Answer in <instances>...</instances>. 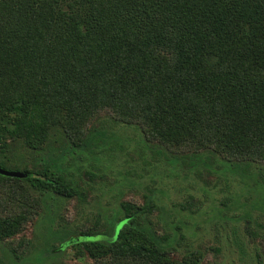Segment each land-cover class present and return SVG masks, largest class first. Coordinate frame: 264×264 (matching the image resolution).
I'll return each mask as SVG.
<instances>
[{
  "label": "trees",
  "instance_id": "trees-1",
  "mask_svg": "<svg viewBox=\"0 0 264 264\" xmlns=\"http://www.w3.org/2000/svg\"><path fill=\"white\" fill-rule=\"evenodd\" d=\"M102 121L135 127L168 160L264 180V0H0V168L24 174H0L24 200L0 215V244L16 260L43 198L75 196L58 165L94 150ZM157 208L122 203L112 226L67 245L95 264H202L147 226Z\"/></svg>",
  "mask_w": 264,
  "mask_h": 264
},
{
  "label": "rangeland",
  "instance_id": "rangeland-1",
  "mask_svg": "<svg viewBox=\"0 0 264 264\" xmlns=\"http://www.w3.org/2000/svg\"><path fill=\"white\" fill-rule=\"evenodd\" d=\"M96 131L101 136L94 150L58 165L75 183V196H45L38 215L14 239L30 242L26 256L16 260L3 243L0 264H95L81 241L74 246L67 240L87 229L105 231L122 203L142 205L149 198L158 210L145 223L179 257L197 251L202 264H264V180L256 170L243 174L221 161L207 167L168 160L135 127L102 121ZM17 149L30 160L27 149ZM20 194L0 186L1 216L19 212Z\"/></svg>",
  "mask_w": 264,
  "mask_h": 264
},
{
  "label": "water",
  "instance_id": "water-1",
  "mask_svg": "<svg viewBox=\"0 0 264 264\" xmlns=\"http://www.w3.org/2000/svg\"><path fill=\"white\" fill-rule=\"evenodd\" d=\"M0 174L3 176H6V177H16V178L24 177L23 173L8 171V170L2 169V168H0Z\"/></svg>",
  "mask_w": 264,
  "mask_h": 264
}]
</instances>
